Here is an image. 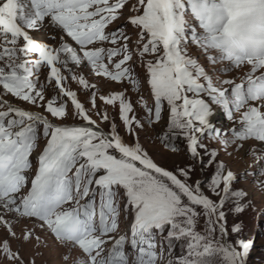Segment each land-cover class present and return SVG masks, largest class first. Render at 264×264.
I'll list each match as a JSON object with an SVG mask.
<instances>
[{
  "label": "snow or ice",
  "instance_id": "6c2138e0",
  "mask_svg": "<svg viewBox=\"0 0 264 264\" xmlns=\"http://www.w3.org/2000/svg\"><path fill=\"white\" fill-rule=\"evenodd\" d=\"M20 181L74 206L66 231L123 227L135 264H251L264 0H0V189Z\"/></svg>",
  "mask_w": 264,
  "mask_h": 264
},
{
  "label": "rangeland",
  "instance_id": "374dc122",
  "mask_svg": "<svg viewBox=\"0 0 264 264\" xmlns=\"http://www.w3.org/2000/svg\"><path fill=\"white\" fill-rule=\"evenodd\" d=\"M229 163L233 170L243 172L251 161L238 156ZM28 192L30 188L23 181L15 187L0 189V264H135V253L121 243L123 227L119 231L103 229L97 221L79 231H66L65 214L74 206L39 207L35 204L28 211L26 205H21ZM261 211L264 207L257 200L256 210H249L243 216L245 231L249 238L256 240L251 264H264V226L259 225ZM157 264L162 262L157 260Z\"/></svg>",
  "mask_w": 264,
  "mask_h": 264
},
{
  "label": "bare ground",
  "instance_id": "6f19581e",
  "mask_svg": "<svg viewBox=\"0 0 264 264\" xmlns=\"http://www.w3.org/2000/svg\"><path fill=\"white\" fill-rule=\"evenodd\" d=\"M4 214V213H3Z\"/></svg>",
  "mask_w": 264,
  "mask_h": 264
}]
</instances>
